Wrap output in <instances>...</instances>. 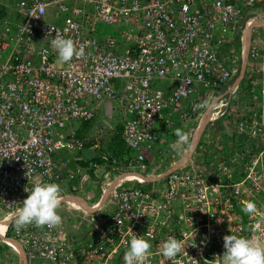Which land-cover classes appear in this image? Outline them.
I'll return each mask as SVG.
<instances>
[{
    "label": "built area",
    "instance_id": "2783aa9c",
    "mask_svg": "<svg viewBox=\"0 0 264 264\" xmlns=\"http://www.w3.org/2000/svg\"><path fill=\"white\" fill-rule=\"evenodd\" d=\"M262 5L264 0H15L17 21L5 20L0 36V264H23L11 240L27 264H124L135 235L150 239L145 264H173L162 255L170 237L184 246L174 264H218L215 257L230 234L264 242V29L252 31L245 84L224 91L245 54L233 36H240L245 13ZM102 26L119 28L118 36L107 37ZM56 33L84 47L85 55L59 60L51 45ZM33 50L35 62L29 59ZM109 101L124 117L122 140L130 152L103 153L102 164L88 167L78 163L80 156L58 159L62 149L82 151V125ZM221 119L231 130L229 153L214 149L205 163L202 144L204 150L159 181L117 182L157 170L164 152H151L178 121L199 128ZM114 180L108 210L78 209L68 199L58 227L29 225L17 232L13 226V213L36 182L57 183L62 198L88 204L86 183L100 182L104 193ZM247 202L256 204L255 215L243 212Z\"/></svg>",
    "mask_w": 264,
    "mask_h": 264
},
{
    "label": "clouds",
    "instance_id": "9594fccd",
    "mask_svg": "<svg viewBox=\"0 0 264 264\" xmlns=\"http://www.w3.org/2000/svg\"><path fill=\"white\" fill-rule=\"evenodd\" d=\"M51 45L56 51L58 59L65 63L74 57L79 58L85 55L84 47H78L73 39L65 38L59 33H56L51 40ZM202 106L197 105L196 107ZM175 135L178 138L176 145L189 144L190 137L182 129L178 128ZM26 191L29 192V195L22 202V207L18 208L12 216L13 226L17 232L29 225L47 226L51 229L62 224V216L59 212L62 203L59 184L36 182L31 190L26 189ZM256 211L257 207L254 202L245 203L244 213L252 216ZM151 247L150 239L145 235L133 236L123 256L124 264H145L150 256ZM183 251L182 242L175 237H170L163 243L162 255L167 260L173 261V264L175 258ZM217 257H219L218 264H264V242L250 236L226 235L224 237V252L215 258Z\"/></svg>",
    "mask_w": 264,
    "mask_h": 264
},
{
    "label": "crops",
    "instance_id": "0c3cea01",
    "mask_svg": "<svg viewBox=\"0 0 264 264\" xmlns=\"http://www.w3.org/2000/svg\"><path fill=\"white\" fill-rule=\"evenodd\" d=\"M14 1L15 0H0V6H5V7L13 6ZM5 20H8V19H5ZM5 20H3V21L0 20V24L3 27V29H4V23L3 22ZM244 20L245 21L248 20V22L246 21L247 26H246L245 30L243 31V35L242 36L234 35L233 38L237 37L236 39L238 40V42L241 45H243L245 50L248 51V48H249V45H250L251 39H252V31L255 27H258V26H255L253 29L251 28L252 26L250 27L252 29V31L250 32V40H249L248 35L245 37L246 30L250 29L248 27V23L260 22V20L264 22V5L259 6L257 8H254L253 10H250L247 13H245V15L243 16V18L240 21L241 25H242V23H244ZM259 28L264 29L262 27H259ZM3 29H2V31H3ZM101 30H102L103 34H107L106 35L107 37L109 35H111L113 37L118 36L117 34L119 32L118 31L119 28H117V27H113L111 30H109V29L104 30V26H103L101 28ZM240 40H241V42H240ZM118 46H119L120 50H123L124 48H126V43L120 42ZM226 50H225V54H226ZM36 58H37V52H36V50H33L32 53H30L29 59H31L32 62H35ZM242 68H243V63L241 65L240 70H242ZM247 70L248 69L246 67L245 72H244V76H243L242 80L239 82V85L243 84V82L247 76ZM240 73H241V71H240ZM238 78H239V76L236 79H238ZM235 82H236V80L232 83V86L224 89V91H226L227 94L233 93V89L236 87ZM239 85H237V86H239ZM158 86H162L164 88L167 87L165 83H160V84H158ZM109 113H110V115H108V112H107V102L102 103L101 106L99 107L98 114L96 116V118L102 117V121L101 122L99 121V125H100V126L98 125L99 128H95V124L97 122L96 118H95L91 122H88V123H85L84 125H82L79 133L81 135H83L82 137H84L87 141L92 140L95 143L90 148L96 150L97 148L102 147V151L100 152L99 155H101L102 153H106L108 155H111L112 157L124 156V155L128 154L129 148L127 149V147L122 145L123 142H121L119 140H118L119 142H117L113 138L114 135L112 136L111 133L109 134L108 131H106V129H108V127H114V126L117 127V125H121V124H122L121 127L123 128L124 117H123V115L119 109V106L115 103H113V110ZM178 123H179L178 124L179 126H177L171 134H168L166 136V138L161 142V144L158 145V148H154V150L151 152V156H155L158 153L155 151V149H159L158 151L164 152L162 155H158V156L156 155L157 156V166L161 170H162V168H166L168 165L169 166L167 169L171 168L176 162L181 160L185 156V154L188 151H190L193 147L194 140H195V134L198 130V124L197 123H191V124L190 123H187V124L183 123L182 124L179 121H178ZM166 124H167L166 118L163 120H160V122H158V124H157V128L160 131H162V129H164V127H166ZM106 125H108V126H106ZM196 125H197V127L193 128ZM102 126L106 129H104ZM178 128L182 129L183 132L190 137L189 144L186 145V144L181 143L179 145H176V141L178 138L175 135V132ZM100 130H103V132L101 133ZM116 130H117V128H116ZM230 131L221 132L220 136L217 139H215L216 142H214V143H212L213 141L211 142L212 145L214 144L215 148H217L219 150L222 149L226 153H229L230 149H233V146L231 145L232 143L230 142V140H232ZM221 135H222V137H221ZM203 137H205V136H203ZM201 139L198 141L194 152L202 151L205 149V148H202L203 147L202 143L204 141H202ZM174 145H176V146L174 147ZM168 153H169V155H168ZM193 153L191 155H193ZM67 155H68V152H66L65 150L62 149L57 153L56 157L58 159L61 158L63 160L68 161V160H72L73 157H77V156L81 157L82 156L81 152L71 154L70 157H69V155L68 156ZM161 156L165 157L163 162H160ZM95 157L96 156H94V157L90 156L89 158L81 157V159L82 160H88V159H92ZM154 168H155L154 170H156V166H154ZM154 170L152 169V171L150 173H148L147 176H153V174L159 173V171L155 172ZM164 171H166V170H163L162 172H164ZM131 178L142 180V178L139 177L138 175H131ZM78 203L81 206V208H83L82 203H80V202H78ZM23 264H24V262H23Z\"/></svg>",
    "mask_w": 264,
    "mask_h": 264
},
{
    "label": "rangeland",
    "instance_id": "374dc122",
    "mask_svg": "<svg viewBox=\"0 0 264 264\" xmlns=\"http://www.w3.org/2000/svg\"><path fill=\"white\" fill-rule=\"evenodd\" d=\"M9 13H11V12H9ZM9 21H17V18H16V14L14 13L9 19H8ZM247 22H248V20H246ZM245 20H244V23H242V27H241V29H240V36H242L243 35V31L245 30V28H246V26H247V22H246ZM103 27V26H102ZM109 29V30H111L113 27L112 26H104V30H106V29ZM2 29H3V27L1 26V24H0V35H2L3 33H4V29H3V31H2ZM243 30V31H242ZM4 36H7V33L4 35ZM241 64H242V62H241ZM241 71V70H240ZM240 71H239V73L233 78V80H232V82L231 83H233L235 80H236V78L239 76V74H240ZM96 124H95V128H99V121L101 122L102 121V117L101 118H96ZM99 125V126H98ZM122 125V124H121ZM104 126V125H103ZM102 126V127H103ZM106 126H108V125H106ZM195 127H197V125L196 126H194L193 128H195ZM104 128V127H103ZM206 129H205V131H204V133H203V135H202V141H204L203 143H206V142H209V143H211L212 141L213 142H216V140L215 139H217L219 136H220V134H221V132H223V131H230V127H229V124H228V122L227 121H225V119H221V120H219V121H217L214 125H211V124H207L206 125V127H205ZM104 129H106V128H104ZM116 129V127L114 126V127H108V129H106V131H108V133L110 134L111 133V135L113 136L115 133H117V131L115 130ZM100 132L102 133L103 132V130H100ZM82 133V132H81ZM203 136H205V137H203ZM224 136V135H223ZM221 137H222V135H221ZM117 138V141H118V138L119 137H116ZM212 142V143H213ZM99 143V142H98ZM220 143V142H219ZM122 145H124L125 147H127L126 146V144L124 143H122ZM127 149H128V147H127ZM102 151V147H99V148H97L96 150L95 149H92V148H90V147H87V148H84V149H82V151H81V157H83V158H89L90 156L91 157H94V156H98L99 154H100V152ZM71 154H72V152H68V155H69V157L71 156ZM67 155V156H68ZM169 166V165H168ZM168 166L166 167V169H164V170H167V168H168ZM160 170V168L158 167V169L157 170H155V172H157V171H159ZM160 173V172H159ZM99 180H101V179H99ZM136 183H129L128 185H135ZM102 185L100 184V182H97V183H91V184H85V188H86V191H87V196L86 195H82L85 199L87 198V200H88V205L90 206V205H94V204H96L98 201H100V199H101V196H102V193H103V190H102ZM79 194H81V193H79ZM110 206V202H109V198H108V200L106 201V203H105V206H104V210H108L109 207ZM5 215V212L2 210V209H0V219L3 217Z\"/></svg>",
    "mask_w": 264,
    "mask_h": 264
},
{
    "label": "water",
    "instance_id": "95a60500",
    "mask_svg": "<svg viewBox=\"0 0 264 264\" xmlns=\"http://www.w3.org/2000/svg\"><path fill=\"white\" fill-rule=\"evenodd\" d=\"M251 26H252L251 27L252 29L255 26L264 28L263 27L264 26V22L263 21L253 22V23H251ZM251 28L249 29L248 34H247L249 40H250V32L252 31ZM247 63H248V52H247V50H245L244 59H243V68L241 70V73L239 75V78L236 79V82H235L236 83L235 84L236 86L239 85V82L242 80V78L244 76V72H245V68L247 67ZM112 110H113V103L111 101H109V102H107V112H108V115H110L109 112H111ZM205 126H206V120L202 122V124L200 125V127L198 128V130H197V132L195 134V140H194V144H193L192 149L190 151H188L185 154V156L181 160H179L178 162H176L171 168L167 169L166 171H164L163 173H161V174H159L157 176H147V175L145 176V175H142L140 173H131L129 175H138L139 177L142 178V180H140V179H137V180L143 181L145 183H151V182L159 181V180L165 178L166 176H168L170 173L177 171L183 164H185L189 160L191 154L194 152L195 147H196L198 141L201 139V137H202V135L204 133ZM115 185H116V180H114L110 184V186L108 187V189L106 191H104V193H103V195L101 197V200H100V205L98 207H96V208L89 206L85 202V200H83L81 198H79V202H84L85 203V206H86V209L89 212H97L100 208H102L105 205V203L108 200V198H109V196H110L113 188L115 187ZM68 199L72 200V199H78V198H75V196H67L66 198H62V202H65V200H68ZM11 242L15 246H17V248L19 249V251H20V253H21L22 257H23L24 264H27V259L25 258L24 252L22 251V249L20 248V246L14 240L13 241L11 240Z\"/></svg>",
    "mask_w": 264,
    "mask_h": 264
},
{
    "label": "trees",
    "instance_id": "16d2710c",
    "mask_svg": "<svg viewBox=\"0 0 264 264\" xmlns=\"http://www.w3.org/2000/svg\"><path fill=\"white\" fill-rule=\"evenodd\" d=\"M13 6H14V3H13ZM13 6H9V7L0 6V20L1 21L5 20V19H9L14 13L16 14V16L18 15L17 12L15 11V8ZM9 12H11V13H9ZM244 84H245V80H244V82H243L242 85H244ZM116 128H117V130L116 129L115 130L117 131V133L114 134V137L113 138L117 141V138L116 137H119L118 140L124 143V141L122 140V129L123 128L121 127V125H117ZM79 136H80V139L84 141V148L91 147L92 145L95 144L92 140L91 141H87L84 137H82L83 135H81L80 133H79ZM119 141H117V142H119ZM202 144L205 145L206 150L204 151L205 153H204L201 161L202 162H205V163H208L209 160H211L210 157H212L213 153H215L213 150L214 149L217 150V148H215L214 144L212 145V143H209V142L202 143ZM211 151H213V152H211ZM128 153H129V151H128ZM92 162L98 163V164H102L103 163V160L101 158V155H98V156H96L95 158H92V159L78 161V163L82 167H88L90 165V163H92ZM94 168H92L90 170L92 175H94L93 174L94 173ZM164 169H166V168H162V170L160 169L159 172H162Z\"/></svg>",
    "mask_w": 264,
    "mask_h": 264
},
{
    "label": "bare ground",
    "instance_id": "6f19581e",
    "mask_svg": "<svg viewBox=\"0 0 264 264\" xmlns=\"http://www.w3.org/2000/svg\"><path fill=\"white\" fill-rule=\"evenodd\" d=\"M253 20H254V19H253ZM260 21H261V20H260ZM248 27H249V28L251 27V23H248ZM248 31H249V30H246L245 37L247 36ZM123 180H137V179L131 178V175H125V176H122V177H120L119 179H117V182H119V181H123ZM76 201H79V199H75V200L71 201V203H73V205H75L76 208L80 209L81 206L79 205V203L77 204ZM85 202L87 203V201H85ZM80 203H82L83 208H86L84 202H80ZM4 226H5V223H4V222L0 223V234H1V236H3Z\"/></svg>",
    "mask_w": 264,
    "mask_h": 264
}]
</instances>
